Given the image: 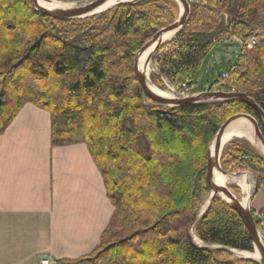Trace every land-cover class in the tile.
<instances>
[{"label":"trees","instance_id":"16d2710c","mask_svg":"<svg viewBox=\"0 0 264 264\" xmlns=\"http://www.w3.org/2000/svg\"><path fill=\"white\" fill-rule=\"evenodd\" d=\"M167 1L169 10L161 0L120 4L95 22L59 21L36 12L30 0H0V135L24 105L47 111L51 144H85L114 207L97 249L63 264H257L193 242L194 236L252 252L242 220L219 196L195 220L210 195L207 154L214 136L229 118L247 114L264 137L257 111L237 100L161 108L139 92L134 55L176 20L178 5ZM194 1L199 4L174 36L187 55L178 53L167 67L184 81L183 70L196 73L214 40L258 38L232 67L235 87L225 90L245 92L264 111V0ZM221 169L250 172L264 190V157L245 144L226 146ZM256 226L264 232L261 221Z\"/></svg>","mask_w":264,"mask_h":264},{"label":"crops","instance_id":"0c3cea01","mask_svg":"<svg viewBox=\"0 0 264 264\" xmlns=\"http://www.w3.org/2000/svg\"><path fill=\"white\" fill-rule=\"evenodd\" d=\"M263 208L259 189L250 210L259 216ZM113 213L87 146H53L50 114L24 105L0 135V264L85 258L99 246Z\"/></svg>","mask_w":264,"mask_h":264},{"label":"water","instance_id":"95a60500","mask_svg":"<svg viewBox=\"0 0 264 264\" xmlns=\"http://www.w3.org/2000/svg\"><path fill=\"white\" fill-rule=\"evenodd\" d=\"M34 10L41 15L47 16L51 19L59 20V21H74L80 20L90 17L89 14L97 10L108 0H92L86 4L77 5V7H72L69 9H54L49 10L47 8L41 7L38 4V0H30ZM47 3L53 2V0H45ZM180 7V13L175 22L170 24L169 26L159 30L155 33L134 55L133 59V74L139 85V92L152 103L161 106L163 108H183V107H193L198 106L205 103L210 102H225L231 100H237L243 102L251 107H253L262 123L264 125V111L259 107V105L245 92L237 91V92H222V91H207L199 94H195L188 98L181 97H164L152 91L150 88L151 82L149 75L146 73V69L149 67L152 62L153 56L158 48L163 44V38L167 33L176 32V34L182 30V28L186 25L188 17L190 15V4L188 0H174ZM155 45V48L151 54L145 60L144 66L141 68L139 64L140 57L151 47ZM240 119L245 120L253 129V136L256 138V142H258L262 149H264V137L259 128L257 121L247 115V114H237L233 117L229 118L217 131L214 139L210 145L207 154V170H206V183L210 190V196L206 202V207L201 211V213L197 216L196 221L200 219V217L206 212L208 209L212 198L217 195L219 196L225 203H227L235 213L242 220L249 237L252 243V252H247L255 255V258H237L235 256V252L243 253V251H238L222 246L212 245V244H204L200 242V246L195 244L199 248H207L211 250H223L237 259H244L254 261L257 264H264V242L259 234V230L256 226L254 218L252 216V211L249 208V201L251 200L254 193H252L249 197L248 206L245 207L242 205V200H238L229 190L227 186H221L215 183L214 174L215 171L220 172L223 175H233L239 176L241 174H229L221 169V156L226 145L223 142V136L228 129V127L238 121ZM257 150V149H256ZM257 152L264 157L260 151ZM197 239V238H196Z\"/></svg>","mask_w":264,"mask_h":264},{"label":"rangeland","instance_id":"374dc122","mask_svg":"<svg viewBox=\"0 0 264 264\" xmlns=\"http://www.w3.org/2000/svg\"><path fill=\"white\" fill-rule=\"evenodd\" d=\"M53 1H58V2H63V3H74V4H77V5H80V4H86V3H88V2H90L92 0H53ZM134 1H137V0H133V1H130L128 3H132ZM188 1H189V4H190V10H191V6L192 5L199 4L198 1H194V0H188ZM118 2L119 1H116L115 5L110 6L108 9H105L102 12L97 13L96 15L90 16V17L85 18V19H80V20L89 19L90 21L92 20V21H95V22L102 21L105 18L104 17L105 14H107L110 11H112L117 5L124 4V3L117 4ZM160 6L164 7V8H167L168 10L170 9L169 8L170 6H169L167 0H161ZM177 7H178L177 13H178V16H179L180 7H179V5ZM222 15L224 17L225 25L232 28V25L230 24V18L226 14H222ZM178 16H177V18H178ZM177 18H176V20H177ZM253 29H255V25L251 26V30H253ZM236 37H239V36H236ZM167 38L165 40H163V42H166V41L170 40V39L167 40ZM218 40H220V39H218ZM222 40H224V39H222ZM257 41H259L258 38H257ZM239 52H240V46H238L237 44H224V45L213 47L207 53V55L205 56V58H204V60H203V62L201 64V67L197 70V72H196V74L194 76V80L192 81V85H191L192 90L196 94H199V93H202V92H207L209 90V88H211L215 84H218V82H220V83L217 86H215L213 88V90H211V91H222V92L224 91V92H226L225 89H227L228 87H235L233 81L230 80L231 79V75L229 76L228 79H226L224 81L220 80V76H221L222 73L228 72L235 65V63H236V61L238 59V56H239ZM151 73L152 72L150 71L149 78H150L151 84L153 86H155L156 89L158 88L159 89V90L157 89L158 91H160V90L165 91L163 86H162V84L159 83V81L156 79V77L153 74H151ZM231 89L233 91L232 90H227V91L237 92L236 90H234L235 88H231ZM162 91H160V92H162ZM241 92H243V91H241ZM162 93H164V92H162ZM159 107H161V106H159ZM161 108H163V107H161ZM234 141L240 142L243 145L245 144L248 147H250V148L254 149L255 151H257L256 148L251 143H249L246 139H243V138H235V139L227 142L226 145L224 146V149L226 148V146L228 144H230L231 142H234ZM224 149H223V151H224ZM222 154H223V152H222ZM228 173L229 174H231V173L232 174H247L248 176L250 175L251 177L250 176L249 177H250V179L252 181V185H253V189H252L253 192H251V194L254 193V195H255V193L259 190V189L256 188L254 177H253V175L250 172L244 171V172H228ZM244 186H245V181H241L238 185L231 184V185H228L227 187L229 188L231 193L238 200H242L243 194L245 192L244 191L245 190ZM209 196L205 199L203 205L201 206V209H200L198 215L206 207V202H207ZM249 208H250V201H249ZM263 217H264L263 214L260 213L259 216L255 214V216L253 218H254L255 223H257L258 221H261L262 225L264 226V218ZM258 230H259V234H260V236H261V238H262V240L264 242L263 230H261L259 228H258ZM193 242H194V239H193ZM197 245L200 246L201 244H197ZM236 257H234V258H236Z\"/></svg>","mask_w":264,"mask_h":264},{"label":"built area","instance_id":"2783aa9c","mask_svg":"<svg viewBox=\"0 0 264 264\" xmlns=\"http://www.w3.org/2000/svg\"><path fill=\"white\" fill-rule=\"evenodd\" d=\"M257 43L258 41L254 37L244 39L243 37L228 35L224 40H214L213 46L215 44H237L240 46V56L244 53V51H250ZM180 52H182L183 55H187L184 50L179 49L178 42L175 40V38L163 43L153 56L152 62L150 64V71L152 72L151 74L156 77L159 83L162 84L166 93L170 94L172 97L188 98L193 96L191 88L188 86L189 82L195 76L193 67H186L183 70L184 81H180L179 78L175 76V72L171 73V67H167L168 62H177L179 60L180 55L178 53ZM233 71V68H231L228 72L222 73L220 80L224 81L228 79ZM39 264L52 263L49 259H43L39 262Z\"/></svg>","mask_w":264,"mask_h":264},{"label":"bare ground","instance_id":"6f19581e","mask_svg":"<svg viewBox=\"0 0 264 264\" xmlns=\"http://www.w3.org/2000/svg\"><path fill=\"white\" fill-rule=\"evenodd\" d=\"M116 1H119L117 4L119 3H128L130 1L133 0H108L106 3H104L101 7H99L97 10H95L94 12H92L91 14H89V16H93L96 15L97 13L102 12L105 9H108L110 6L115 5ZM38 4L41 7L47 8L49 10H54V9H69L72 7H77V4L74 3H63V2H58V1H53L51 3H47L45 0H38ZM173 34V35H172ZM176 35V32H170L167 33L163 40H165L167 37V40H171L174 38V36ZM172 37V38H171ZM167 42V41H166ZM162 43H165L162 41ZM155 48V45L151 46L139 59V64L140 67L142 68L144 66L145 60L148 57L149 54H151L153 52ZM146 73L147 75H149L150 73V69L149 67L146 69ZM150 88L152 89V91H154L155 93L162 95L164 97H172L170 94L166 93L165 91H158L156 89L155 86H153L152 84L150 85ZM235 138H243L246 139L249 143H251L258 151H260L262 154H264V149H262L261 145L256 142V138L253 136V129L251 128V126L243 119H240L238 121H235L234 123H232L228 129L226 130L224 136H223V142L227 143ZM250 176V175H249ZM247 174H241L238 177L237 176H233V175H223L218 171H215L214 174V181L215 183H217L218 185L221 186H228L231 184H236L238 185L241 181H245V186H244V194H243V198H242V205L247 207L248 206V201H249V197L251 192H253V185H252V181L250 179ZM194 242L195 244H200V241L198 239H196V237L193 236ZM235 256H237L238 258H255V255L251 254V253H247V252H243V253H239V252H235L234 253Z\"/></svg>","mask_w":264,"mask_h":264}]
</instances>
